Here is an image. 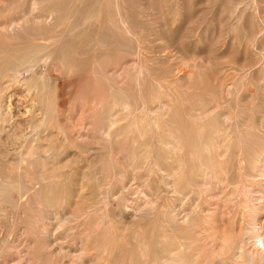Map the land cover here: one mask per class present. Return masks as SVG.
Masks as SVG:
<instances>
[{
	"label": "bare ground",
	"instance_id": "bare-ground-1",
	"mask_svg": "<svg viewBox=\"0 0 264 264\" xmlns=\"http://www.w3.org/2000/svg\"><path fill=\"white\" fill-rule=\"evenodd\" d=\"M250 2L239 6L237 2L231 31H238L239 20L247 13ZM133 3L143 12L136 15ZM150 3L0 0V98L8 102L7 107L0 104V264H37L33 253L37 249V211L38 217L46 221V242L54 244L58 257L55 264H124L122 252L131 255L129 264H264L262 49L256 52V65L218 67V76L205 86L181 78L167 81L175 70L165 72V81L159 85L164 100L155 111L149 107L153 95L145 84L136 102L132 95H122L112 80L108 101L102 105L100 130L113 141L126 139L133 132L138 134L128 138L133 146L128 157L132 172H113L138 178L148 196L143 203L131 196L130 184L122 186L128 196L121 197L118 212L125 224L127 217L134 221L133 225L137 219L153 222L148 226L139 224L131 231L135 240L130 248L121 244L128 228L116 225L110 226L118 236L113 239L84 241L79 251L69 243L70 222L78 217L69 207L75 204L79 210L86 208L87 197H81L86 196L90 184L93 193L88 188V194L108 198L109 191H104V179L97 181L106 166L97 152L92 157L84 154L89 172H83L74 183L68 163L56 161L66 156L69 145L57 119L59 97L73 76L91 71L90 51L98 65L104 57L103 48L114 45L117 36L135 38L139 19L152 10ZM106 6L111 8L108 13L104 12ZM248 23L255 41L264 35V16L253 13ZM78 39L74 46L73 41ZM138 50H142L139 45ZM53 60L70 76L65 84L59 83L58 76L47 78L39 70ZM150 60L127 61L125 70L135 69L127 70V77L141 85L144 75L150 72ZM100 69L92 67L105 79L122 71ZM256 70L257 78L253 76ZM245 96L253 102H244ZM22 100L29 106H22ZM52 124L63 133L60 146L52 141ZM147 134L152 135L150 140L145 138ZM143 165L152 179L137 172ZM97 202L92 200L88 208H96ZM55 227L60 229L59 235L53 232Z\"/></svg>",
	"mask_w": 264,
	"mask_h": 264
},
{
	"label": "rangeland",
	"instance_id": "rangeland-1",
	"mask_svg": "<svg viewBox=\"0 0 264 264\" xmlns=\"http://www.w3.org/2000/svg\"><path fill=\"white\" fill-rule=\"evenodd\" d=\"M246 1L248 0H150L152 10H148L147 14L144 15V17L146 16L145 18L139 19V27H137L135 38H131L129 35L124 34L117 36L114 39L116 41L114 45L103 48L102 53L104 57L98 65L92 58L94 54L93 51H90L88 54V69L91 71L73 76V79L71 78L72 82L66 84L64 94H61L59 97L60 107L57 119L66 131L69 145L65 150L66 156H62L56 161L68 163L67 169L72 173L71 180L74 183L77 179H80V175L83 172H85V174L89 172L85 160L87 153L92 157V155L97 152L98 155H101L99 156L101 163L103 158L106 164L105 170L101 173L102 175L97 178V181L99 183L104 179L106 185L104 191H109L107 193L109 195L108 198H106L104 194L98 197L95 193L88 194V188L90 189L89 193H93V189L90 187L92 184H90L87 187L86 196L81 197L82 200H84V197L88 198H85L86 208L84 207V210H79L78 206L75 204L69 207V210H74L78 214V217L72 218L70 222L71 240L69 243L73 250L79 251L81 243L87 240L92 239L94 241L98 240L103 242V240L106 241L118 237L115 233L110 231L111 225L128 228L126 232L127 235L123 239L124 242L121 244L129 246L130 248L135 240L131 231L137 229L139 224L144 226L147 224L148 226V224L152 225L153 222L152 219L150 221H147V219H137L135 222L136 225H133L132 222L134 221L127 217V224H125L122 222L123 218L118 212V203L121 197L128 196L126 188L121 189L122 186L126 184L129 186L130 184L133 188L130 190L131 192L129 191L131 196L140 199L143 203L148 196L144 194L145 188L139 186L140 181L138 178L132 179L129 176L123 174L118 175L113 172L114 169H118L121 173L125 172V174V170H127V174L132 172V167L130 166L131 160L128 157L133 151V146L128 138L131 139V136L137 137L138 134L133 132L126 139L122 137L120 140L113 141L108 139L100 130L99 119L101 111L103 110L102 107L105 106L108 101L112 80L116 83L118 88L121 89V93L123 92L122 95H132V100L136 102L139 100L140 94L144 92L143 84H145V87L148 88V92H152L153 95V99L151 98L149 101V107L153 108L155 111L164 100L163 89L159 88V85L165 81L164 74L167 71L175 70L167 81L181 78L183 81L186 80V82H191L193 84L203 83L201 85L205 86L215 75L218 76L216 73L218 67L224 66L227 68L229 65L239 63L256 65L258 61V54H256V52L261 51V49L264 50V35L255 41L249 34L251 25H249L248 20L249 15L253 13H259L261 16H264V0H249L251 1L250 7L243 16L241 22L239 20L240 25L238 31H231V23L235 22L233 20H236L233 14L236 12L237 2H239V6L243 5ZM132 7L136 15L138 12L142 11L136 3H133ZM110 9L106 6L104 12L108 13ZM175 10H178L176 15L174 14ZM151 11L152 14L150 13ZM255 20L258 23V18H255ZM253 23L255 24L254 21ZM160 25H163L162 27L165 29L163 28L164 30H162V27H159ZM248 26L250 28H248ZM246 28L249 29V31H244ZM79 40L80 39L73 41L74 46ZM138 45L141 47L142 52L139 50L137 51ZM130 48H132L131 50L133 52L131 53L133 54L130 53ZM112 57H114L113 61H111ZM149 57L151 60L147 63V66L150 72L144 75L145 80L141 85H138L134 79L127 77V70L132 72L135 69L131 67L125 70V67H127L126 63L134 59L139 61V59L143 60ZM243 61H245V63ZM92 67L97 71L100 68V70L103 71H107L111 68H115L118 71L122 69V71L120 70L118 72L119 75L116 73L112 79H105L93 72ZM181 67L184 70H182ZM39 70L42 71L47 78L58 76L60 84H65L67 79L70 78V76L62 70L61 65L55 60L42 64ZM188 72H192V74L190 75ZM256 73L258 74L257 70L253 73L255 78L258 77ZM244 99H247L244 100L247 104L253 102V100L247 96H245ZM0 102V104L4 103L5 106L8 103L5 99L1 98ZM21 103L22 106H29L26 100H22ZM12 105L13 109L15 104ZM39 107L40 106L37 105V112H40ZM13 110L16 112L15 109ZM50 127L52 131L50 135H52L53 137H51L54 139L52 140L53 143L60 146L61 140L64 137L63 133L59 132L55 124H52ZM151 137V134L145 136L148 140H150ZM63 159L66 160L64 161ZM122 159L124 161H122ZM49 166H51V164H49ZM143 166L144 167L137 170V172L146 178L152 179V176L150 177L149 175L147 166ZM92 200L98 201L96 203V208L95 206L93 208H88ZM159 200L161 204L162 199L160 198ZM87 210L88 212L85 213ZM38 214L37 211V249L33 253L37 257V264H55L54 262L58 257L54 244L51 243L49 245V242H46L44 232L46 221L41 220ZM154 222L157 223L158 219L157 221L154 220ZM24 225L28 227L26 223ZM54 229L53 232H57L59 235L60 229L58 230L56 227ZM120 256L123 257L122 262L124 264L130 263L131 255L129 253L122 252Z\"/></svg>",
	"mask_w": 264,
	"mask_h": 264
}]
</instances>
